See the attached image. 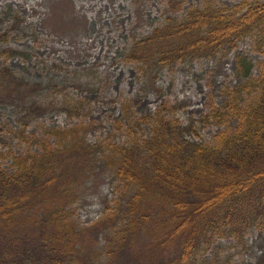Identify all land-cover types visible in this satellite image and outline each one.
Returning <instances> with one entry per match:
<instances>
[{
    "label": "trees",
    "instance_id": "1",
    "mask_svg": "<svg viewBox=\"0 0 264 264\" xmlns=\"http://www.w3.org/2000/svg\"><path fill=\"white\" fill-rule=\"evenodd\" d=\"M250 35L264 53V0H242L234 7L207 1L183 20L169 17L134 41L128 59L162 68L233 49ZM239 61L244 81L226 101L239 126L220 131L214 144L191 141L187 127L159 111L148 138L106 145L125 194L90 229L79 228L69 211L101 147L86 141L82 124L52 130L57 144L41 140V151L13 156L11 171L0 164V264H117L122 253L134 250L149 264L158 255L159 264H188L211 234L243 239L252 227L264 229V61L257 77L250 58L242 55ZM250 84L258 94L242 105L237 98ZM41 88L0 64V99L9 90L13 102L25 107L30 97L29 110L43 111L33 99ZM77 104L69 101L64 107L72 112ZM88 231L96 237L93 247L100 233L107 240L108 262L93 248L84 253ZM171 248L173 253L162 259Z\"/></svg>",
    "mask_w": 264,
    "mask_h": 264
},
{
    "label": "rangeland",
    "instance_id": "2",
    "mask_svg": "<svg viewBox=\"0 0 264 264\" xmlns=\"http://www.w3.org/2000/svg\"><path fill=\"white\" fill-rule=\"evenodd\" d=\"M207 1L234 7L242 0H0V64L42 88L33 99L44 107L33 112L28 104L13 102L9 90L0 99V164L13 170V156L41 151V140L55 146L52 130L77 125L89 144L101 147L91 163L93 171L77 188L69 206L71 220L79 228L113 212L124 196L123 181L108 163L106 145H128L151 134L160 111L190 131L191 141L214 144L220 131L232 132L239 117L226 101L233 98L244 78L239 56L254 64L252 76L260 75L264 53L256 37L239 39L216 55L147 68L128 59L134 41L166 24L169 17L183 20L192 7ZM263 1V0H261ZM258 90L250 84L237 100L244 105ZM78 102L67 109V103ZM73 106V107H75ZM216 113V116L211 114ZM132 126V127H131ZM95 164V165H94ZM126 191V190H125ZM110 206V207H109ZM114 230L115 226L109 227ZM95 235L86 233L84 253L92 248L108 262L103 234L93 247ZM141 248V245H137ZM171 248L166 255L173 253ZM152 258L153 264L161 260ZM117 264H149L141 251L122 253ZM188 264H264V229L252 227L243 239L211 234L191 255Z\"/></svg>",
    "mask_w": 264,
    "mask_h": 264
}]
</instances>
